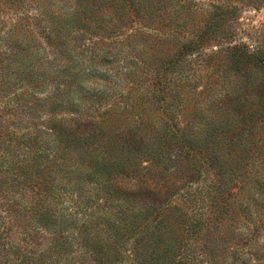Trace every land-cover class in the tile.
I'll return each mask as SVG.
<instances>
[{"label":"rangeland","instance_id":"rangeland-1","mask_svg":"<svg viewBox=\"0 0 264 264\" xmlns=\"http://www.w3.org/2000/svg\"><path fill=\"white\" fill-rule=\"evenodd\" d=\"M62 39L112 45L140 40L144 42L140 46L146 47L165 75L157 100L148 103L151 107L143 101L156 136L148 135L143 150L131 147V152H148L150 157L144 156L142 164L135 167L126 164L129 169L114 175L111 183L117 186H106L114 197L106 201L98 191L99 183L85 180L81 174L76 178V167L70 164L71 172L64 178L55 174L51 181L45 180L49 126L45 76L56 72L48 66L53 54L47 43ZM231 47L264 53V0H0V263L4 250L16 246L21 253L42 251L44 242L52 237L38 227L29 234L27 216L33 199L57 214L78 216L61 230L57 242L61 253L49 258L56 264H94L81 257V239L75 238L87 215H92L87 229L92 234L99 232L104 218L119 226V211H128L121 227L133 230L120 231L125 237L137 238L138 247L146 245L156 218L168 207L181 209L183 215L177 220L182 218L181 228L187 218L207 221L211 206L206 190L213 184V170L198 152L205 148L203 119L214 121L218 129L215 139H205L206 152H212L213 164L225 170L215 201L222 214L211 224L212 233L202 231L209 233L205 243L208 249L221 244L214 256L219 264H231L234 252L240 261L258 264L249 254L253 244L264 261V113L260 112L264 72L256 70L250 58L230 69L227 53L221 52ZM142 86L144 93L145 86L151 84ZM139 87L128 84L122 91L128 94ZM115 103V99L107 101L104 111ZM128 111L114 117L112 128H105L96 118L94 130L100 147L95 142L87 148H96V155H100L104 132L113 135L132 124L133 113ZM63 112L56 111L53 120L71 118ZM253 112L254 118L250 116ZM185 136L191 149L184 147ZM127 138L123 142L115 137L118 144L111 155L108 153L111 162L134 160L131 152L121 150L128 144ZM75 146L83 151L75 162L80 165L90 160L88 150L81 144ZM190 166L194 172L188 170ZM16 168L28 173L19 174ZM189 176L192 179H187ZM43 182L50 185L46 201ZM230 187L234 193L228 195ZM148 202L157 203L152 206ZM141 206L145 209L140 214ZM138 221L141 229L136 228ZM171 223L163 230H176ZM105 239L96 236L93 246L105 248V243L101 246ZM200 244L188 238L187 245L194 249L197 260L204 259L196 250ZM121 254L128 256L127 250ZM49 260L44 258L42 264Z\"/></svg>","mask_w":264,"mask_h":264},{"label":"trees","instance_id":"trees-1","mask_svg":"<svg viewBox=\"0 0 264 264\" xmlns=\"http://www.w3.org/2000/svg\"><path fill=\"white\" fill-rule=\"evenodd\" d=\"M179 26L182 25L179 24ZM142 43L140 40L135 39L126 40L124 43L117 45L108 42H87L81 39H62L47 43L48 48L52 51L51 54H53V59L48 63V66L56 72H48L45 76V83L49 87L45 101L46 112L49 116V126L46 128L47 140L45 142L47 149L44 160L47 174L45 180L51 181L55 174H62L64 178L67 172H71L68 171V165L70 164L76 167V172L73 173L76 174V178H79L81 174L83 179L88 180L90 178L91 181L99 183L98 191L106 201L114 197L111 192L106 191L108 184L111 187L117 186V183H111L113 176L122 175L129 169L126 164L129 166L134 164L135 167L137 164H142L144 158L150 157L148 152H131V147L133 148L136 145L134 149L138 150L143 147L148 135L156 136L154 135L152 116L145 110L146 107H144L145 103L143 101L147 100L148 107H151V104L148 103L157 100L162 84L165 82V75L161 70V66H157L153 56L146 51V47L140 46L143 45ZM221 53H227L230 69H237L246 58H250L256 70L264 72V53L259 49L249 53L246 49L231 47ZM145 82H150L151 86H145L147 90L143 93L144 89L140 90V88L144 87L142 85ZM128 84L132 87H141L138 90H131L128 94H123L125 85ZM111 99H115L116 103L110 104L104 111L107 101H111ZM99 109L103 110L100 112ZM58 110L70 114L71 118L53 120L52 116ZM128 110L133 113L132 124L128 128L117 129L113 135L104 132L102 138L104 148L100 155H96V148H87V145L95 142L99 146L97 142L98 134L94 130V126L97 124L96 118L101 119L100 122L105 128H112L110 124L113 123L114 117ZM260 112L264 113V105L263 110ZM250 116L254 118L256 114L253 112ZM74 117L76 118L74 119ZM80 117L86 120L81 121ZM203 122L206 126L203 129L204 141L202 142L205 148H199L198 152L200 157L205 159L206 165L213 170V184L206 190V196L209 198L211 206L209 219L202 222L200 218H190V221L187 218L181 228L182 218L180 217V221H177L178 216L183 215L181 209L178 206L168 207L156 218L146 245L138 247L140 244L137 238H133L132 235L125 237L123 236L125 234L120 231L133 230V228L124 229V227H121V223L124 224L127 219L128 211H119L120 216L117 219L119 226H112L109 224V219L104 218L101 220L102 224H100L102 228L98 233L93 232L92 234L87 230L88 227H91L92 215H87L84 216V228L81 231L77 229L75 235L77 240L81 239L79 247L82 251V258L91 260L94 264H219L214 256L218 253L221 244H218V247L208 249L205 242L209 239L208 232H213L210 227L211 224L214 223V220L218 221V217H221L222 214L218 211L215 201L218 195L219 182H221L225 170L222 171L218 168V164H213L212 152H206L208 147H206L205 139H215L214 133L218 129L214 125V121L210 119H203ZM116 136L123 142L128 137V144H123L121 150L124 149L126 154L131 152V157L134 158L133 161L126 159V162H121L114 159L111 162V158H108L111 155V149L118 144L115 141ZM75 143L81 144L80 147H84L89 154H92L90 160L80 165L79 162L73 160L77 159L76 157L80 158L79 154L83 152L75 149ZM184 147L191 149L190 140L186 136L184 137ZM112 163L115 165L114 168H111L113 167ZM188 170L190 172L195 171L191 166ZM16 172L22 175L28 173L26 169L22 168H16ZM190 177L192 176L187 179H192ZM139 179L142 180V178ZM189 183L192 182L189 181ZM42 187L44 201L49 200V183L43 182ZM233 193V187H230L228 195ZM37 201L33 199L28 208V232L32 234L35 227L43 228V230L49 231L52 237L44 242L42 251L35 252L34 249H31L21 253L16 246L4 250V260L0 264H42L44 258L49 260L50 255L61 253V246L57 243L61 230L65 229V225L74 221L78 216L76 213L57 214L53 209L48 210L40 206L39 201ZM148 203L154 206L157 202ZM75 205L76 207L79 206V204ZM144 209L141 206L139 213L141 214ZM103 214L107 215L106 213ZM140 222L138 221V224H136L137 229L142 228ZM168 222L175 224L177 229L172 232L168 229L163 230ZM207 230V233L202 232ZM135 232L136 230L134 234ZM96 236L99 238L106 236L105 241H102L101 244L102 246L105 243V248L100 249L93 246ZM188 238L196 240L197 243L201 241L196 250L202 254L204 259L197 260L194 258V249L187 245ZM128 244L129 248L126 246ZM254 247L256 246L253 244L252 248H249L250 256L254 258V262L264 264L262 256H258V251ZM222 248L225 249V246ZM126 250L127 260V257L123 258L121 254H124ZM239 256L238 252H234L231 256V264H249L240 261ZM220 258L224 259L222 255H220ZM119 259H122V261ZM48 264H56V260L50 259Z\"/></svg>","mask_w":264,"mask_h":264}]
</instances>
